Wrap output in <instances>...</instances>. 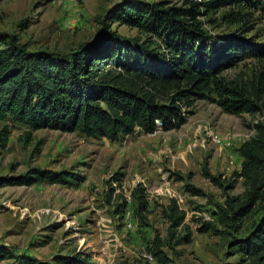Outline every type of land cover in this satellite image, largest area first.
I'll list each match as a JSON object with an SVG mask.
<instances>
[{
	"label": "trees",
	"instance_id": "16d2710c",
	"mask_svg": "<svg viewBox=\"0 0 264 264\" xmlns=\"http://www.w3.org/2000/svg\"><path fill=\"white\" fill-rule=\"evenodd\" d=\"M264 19V0H120L98 21L92 39L67 53L30 51L14 34L0 32V147H5L10 126L78 133L117 142L140 130L179 129L198 101H207L223 113L252 118L254 135L237 149L240 171L231 178L213 175L208 160L202 175L225 193L215 203L212 221L192 215L199 234L231 238L230 257L238 264H264V69L249 76L228 77L225 72L242 62L264 60V43L252 33L258 16ZM115 25V27H113ZM136 30L125 37L118 28ZM224 28L226 33L213 30ZM185 183L191 197H206L189 183L191 175L172 173ZM85 177L72 171L30 167L24 173L0 178V186L47 183L77 187ZM118 176L111 181L119 182ZM241 180L243 192L228 194ZM110 191H114L108 183ZM135 217L147 222L146 190L131 191ZM121 205L116 207L122 214ZM168 223L166 238L156 234L148 247L160 264L177 256L176 248L192 241L194 230L186 223L187 211L172 196L162 210ZM243 237L237 234L252 220ZM7 264H98L89 254L75 251L38 260L13 253L0 244V262Z\"/></svg>",
	"mask_w": 264,
	"mask_h": 264
},
{
	"label": "rangeland",
	"instance_id": "374dc122",
	"mask_svg": "<svg viewBox=\"0 0 264 264\" xmlns=\"http://www.w3.org/2000/svg\"><path fill=\"white\" fill-rule=\"evenodd\" d=\"M119 1L0 0V32L16 35L30 51L67 53L92 39L98 21ZM118 32L125 37L138 36L136 30L124 27ZM253 34L257 42L264 43V19L260 16L247 37ZM258 69H264V60L242 62L225 75L249 76ZM190 111L179 129L162 130L158 125L151 134L136 130L117 142L49 130L31 132L26 142V128L10 126L8 141L0 147V178L40 167L80 173L85 180L77 187L47 183L0 186V244L13 253L45 261L58 253L82 251L98 264H160L154 258L147 261L144 255L156 234L166 238L168 223L162 210L175 195L187 211L186 223L194 234L189 244L176 248L177 256L166 249L172 259L169 264H238L239 257L228 254L231 238L199 234L190 218L212 217L215 203L225 199L222 189L202 175L204 160H208L213 175L231 178L240 171L238 147L254 135L252 124L262 117L229 115L207 101L196 102ZM2 127L0 123V130ZM209 133L230 145L214 144ZM172 173L190 174L189 183L206 197L188 195L185 183L176 182ZM115 175L119 182L111 181ZM138 184L145 188L149 203L144 225L133 213L131 191ZM242 192L238 180L228 194ZM118 205L122 206L123 218L116 212ZM252 221L245 222L237 237L247 234Z\"/></svg>",
	"mask_w": 264,
	"mask_h": 264
},
{
	"label": "built area",
	"instance_id": "2783aa9c",
	"mask_svg": "<svg viewBox=\"0 0 264 264\" xmlns=\"http://www.w3.org/2000/svg\"><path fill=\"white\" fill-rule=\"evenodd\" d=\"M55 1H57V0H55ZM209 136H210L211 141L214 144L218 145V146H221V145H224V144L230 145L229 143H224V141H222L221 138L215 133H209ZM204 218L206 220L212 221V217H210V216H204ZM131 226L132 225L130 223L127 224L128 228H131ZM144 258L147 259V261H152L153 260V256L150 253L145 254Z\"/></svg>",
	"mask_w": 264,
	"mask_h": 264
}]
</instances>
